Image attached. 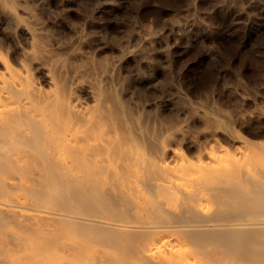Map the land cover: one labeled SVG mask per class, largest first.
Returning <instances> with one entry per match:
<instances>
[{"label":"rangeland","instance_id":"rangeland-1","mask_svg":"<svg viewBox=\"0 0 264 264\" xmlns=\"http://www.w3.org/2000/svg\"><path fill=\"white\" fill-rule=\"evenodd\" d=\"M4 10L60 108L77 93L92 118L105 113L108 172L90 193L106 200L80 210L59 257L132 264L140 236L188 264H264V0H0Z\"/></svg>","mask_w":264,"mask_h":264},{"label":"bare ground","instance_id":"bare-ground-1","mask_svg":"<svg viewBox=\"0 0 264 264\" xmlns=\"http://www.w3.org/2000/svg\"><path fill=\"white\" fill-rule=\"evenodd\" d=\"M8 12L0 19V259L9 264L19 257H27L23 264L32 259L84 264L66 251L60 259L55 241L80 226V210L92 197L106 200L97 188L90 193V184L108 172L103 167L111 140L96 138L105 113L92 118L77 93L60 108L56 95L43 85L52 83L43 67L20 45L23 23ZM6 49L8 55L3 54ZM28 63L39 78L30 74ZM85 231L95 238L110 237L92 227ZM126 238L137 244L127 263L188 264L164 240L145 246L140 236Z\"/></svg>","mask_w":264,"mask_h":264}]
</instances>
